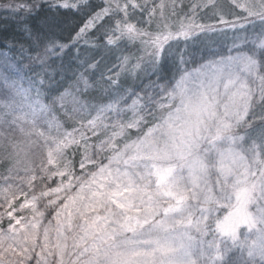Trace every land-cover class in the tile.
Returning a JSON list of instances; mask_svg holds the SVG:
<instances>
[{
  "label": "snow or ice",
  "instance_id": "obj_1",
  "mask_svg": "<svg viewBox=\"0 0 264 264\" xmlns=\"http://www.w3.org/2000/svg\"><path fill=\"white\" fill-rule=\"evenodd\" d=\"M0 8V264H264V0Z\"/></svg>",
  "mask_w": 264,
  "mask_h": 264
},
{
  "label": "trees",
  "instance_id": "obj_2",
  "mask_svg": "<svg viewBox=\"0 0 264 264\" xmlns=\"http://www.w3.org/2000/svg\"><path fill=\"white\" fill-rule=\"evenodd\" d=\"M9 2L10 0H0V5H5ZM7 17H9L8 11L0 8V28L6 27L9 31H13L15 29V21Z\"/></svg>",
  "mask_w": 264,
  "mask_h": 264
}]
</instances>
